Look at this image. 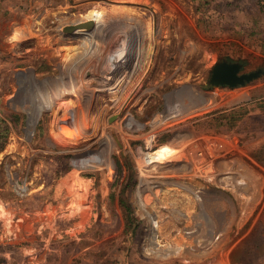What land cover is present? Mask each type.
I'll return each mask as SVG.
<instances>
[{
    "label": "rangeland",
    "instance_id": "rangeland-1",
    "mask_svg": "<svg viewBox=\"0 0 264 264\" xmlns=\"http://www.w3.org/2000/svg\"><path fill=\"white\" fill-rule=\"evenodd\" d=\"M91 10L79 35L63 30ZM96 25L105 51L84 62ZM121 45L125 61L138 45L149 63L134 74L122 65L119 85L133 79L135 90L123 87L115 107L98 91L120 128L107 126L109 147L91 135L92 90L78 79ZM223 60L264 71V0H0V212L11 215L0 217V264H264V72L211 86ZM82 106L89 118L68 130ZM164 148L198 174L172 177L198 201L168 183L146 189L138 160ZM156 172L146 178L163 179Z\"/></svg>",
    "mask_w": 264,
    "mask_h": 264
},
{
    "label": "bare ground",
    "instance_id": "bare-ground-1",
    "mask_svg": "<svg viewBox=\"0 0 264 264\" xmlns=\"http://www.w3.org/2000/svg\"><path fill=\"white\" fill-rule=\"evenodd\" d=\"M93 13H92V10L89 12V13H87V14H85V15H82L81 16V18H79L78 20H77V23L76 24H72V25H74L75 27H74V29H72V31L71 32H69L68 34L70 35V36H72V37H75V36H77V35H79L83 30H84V28L85 27H79V25L78 24H80V23H83V22H86L89 18H90V16L92 15ZM71 21V20H70ZM150 24V23H149ZM68 25H69V23H68ZM100 25V24H99ZM141 26V25H140ZM100 27H101V25H100ZM129 27H131V28H133L132 26H129ZM150 27V26H149ZM135 29H136V27H135ZM150 29V28H149ZM92 31L90 32L89 31V33H87L88 35H89V37H90V40H91V45H90V48H89V50H88V55H87V57L86 58H81V60L83 59L84 60V62H85V60H87V61H90V62H93V60L96 58V57H99V56H101L100 54H102L103 52L102 51H105V50H103L102 48H101V45H100V43H99V37H98V34L97 33H99V30L100 29H98V26L96 25V26H94L92 29H91ZM132 30V29H131ZM61 31V30H60ZM133 31H134V29H133ZM137 32H138V30H136ZM108 32V31H107ZM151 32V31H150ZM149 32V33H150ZM61 33V32H60ZM131 33L132 32H130V30L128 31V34H127V38L128 37H131L130 35H131ZM68 35V36H69ZM107 35V34H106ZM150 35H151V33H150ZM141 36V35H140ZM113 38V37H112ZM112 38H110L109 40H108V42H110L111 43V40H112ZM140 38H142V36L141 37H139V39ZM138 39V40H139ZM124 40V39H123ZM133 40V39H132ZM144 40V39H143ZM122 41V40H121ZM127 41V40H126ZM125 41V42H126ZM131 41V40H130ZM132 42V41H131ZM135 43V42H134ZM123 44V43H122ZM126 44V43H125ZM131 44V43H130ZM139 44V43H138ZM135 46V45H134ZM107 47V46H106ZM109 47V46H108ZM107 47V48H108ZM151 47V46H150ZM149 47V48H150ZM88 48V47H87ZM107 48H105V49H107ZM111 48V47H110ZM134 49V48H133ZM121 50H122V45L121 46H119V47H117V48H111V51H110V59H111V61L110 62H108L109 61V59H107V60H103V66H105V68L102 66V68H103V71H102V68H100V67H98V68H96V69H94V70H92V71H90V73H88L89 75V77L88 76H86V78L84 79V80H79L78 79V81L79 82H81V84H80V86L79 87H84L85 85H86V83H87V85H89L90 87H91V93L90 94H88V95H86L87 97H84L85 98V101H86V104L89 106V107H91V108H93V109H95L96 110V115H97V125H98V129L96 130V131H94L91 135H94V134H96V136H97V132H100V137H98L97 138V140H100V141H102V142H104V143H106L105 144V146H109L110 147V145H113L114 143H113V139L111 138V136H110V134H108L107 132H106V128H107V126H109L110 128H111V130H114V131H116V130H120V128H119V123H118V121H115V122H113L112 124H110V125H108L107 124V119L105 118V116H107L106 114L108 113V111H109V109H110V104H107V103H103V104H101V105H99V106H97V101H96V99H97V97H98V95L99 94H101L102 92H109L110 93V99H109V102H111L112 104H113V106L115 107L116 106V103L118 102V100H120L121 98H120V96L121 95H123V93L125 94L126 93V90H127V87H131V86H129V85H132L133 84V86L135 85V83H133L132 81H133V79L131 80L130 79V81L127 83V84H123L124 86H122V85H119V83H122L121 82V79L124 77L123 76V72H121L122 70H121V68H122V65H124V64H127L128 66H129V71L131 72V74L133 73L134 74V72H137L139 69H142V67L146 64L147 66L146 67H148V63H149V60H147L146 62H145V60H144V62L143 61H140L139 60V46L137 45V47H136V55L134 56V59L133 60H129L128 62L127 61H125L126 59H124V57L126 56L125 55V52H126V45H125V48H124V51L123 52H121ZM148 51V50H147ZM150 51V50H149ZM85 52V51H84ZM134 52V51H133ZM86 53H87V51H86ZM130 54H132V53H130ZM85 56V55H84ZM103 56V55H102ZM101 56V57H102ZM105 57H106V55H104ZM130 56V55H129ZM149 56V55H148ZM81 57H83V56H81ZM127 58V57H126ZM141 58V57H140ZM80 59V58H79ZM129 59V58H128ZM80 60V61H81ZM81 62H83V61H81ZM143 63H144V65H143ZM152 64V63H151ZM102 65V64H101ZM76 66H81L78 62H77V65ZM100 66V65H99ZM76 68V67H75ZM80 68V67H79ZM78 68V69H79ZM100 68V69H99ZM151 68V67H150ZM148 70V69H147ZM121 72V73H120ZM104 73H106V75L107 76H104ZM120 73V74H119ZM127 74V73H126ZM130 74V73H129ZM121 75V77H118V76H120ZM125 77H126V75H125ZM131 77V76H130ZM133 78V77H132ZM123 80V79H122ZM96 82L97 83V85H95V86H93L92 84H93V82ZM86 85V86H87ZM126 85H128L127 87H126V89H123V87H125ZM121 88H120V87ZM89 87V88H90ZM88 88V87H87ZM134 88V87H133ZM132 87H131V90L130 91H134L135 90V88L133 89ZM89 91V90H88ZM101 92V93H99V92ZM86 94V93H85ZM131 95H132V93H130ZM127 98H129V97H127ZM99 99V98H98ZM101 103V102H100ZM89 118V110H88V108L87 107H85V106H82V107H80L71 117H70V119H71V121H70V119L68 120V121H70L69 122V125L67 126V129L68 130H71V131H74V130H76V129H78L79 127H78V123H81L82 121L83 122H85L87 119ZM76 124H78V125H76ZM81 126V125H80ZM115 145V144H114ZM104 146V147H105ZM106 148V147H105ZM107 150V152H108V149H106ZM160 153V152H159ZM110 154V153H109ZM185 160H186V158L185 157H183V155L182 154H179V153H176V152H174V151H170L169 149H167V148H164L163 150H162V155H160V157L158 156V155H155V154H148V155H143V157L142 158H140L139 160H138V162H139V165H141V166H143V167H147V171H143V170H141V181L142 182H144L145 184H146V189L147 188H150V190H151V187H152V185H153V187L155 188V186H157L158 184L159 185H161V184H164V183H168V184H170V187H171V185H172V187L174 186V187H178V188H181V189H183V190H186V191H188V192H191L192 194H193V196H194V199H195V201H198V199H199V197H200V191H198V190H196V188H194V185H192V184H188V183H186V180H185V182L184 181H180L179 180V178H172V177H174V176H176V174H177V176L179 177V172L180 173H184V174H187V175H189L190 174V177H191V179L192 178H194V177H196V178H198V174L192 169V167H190V162H188V163H186L185 162ZM174 162V163H173ZM142 168V167H141ZM151 170H152V173H155V171H157L156 173H160L161 174V177L163 178V179H161V180H149V179H147L146 177L148 176V174L151 172ZM190 172H192V173H190ZM168 178H172L173 180L172 181H168ZM182 178V177H181ZM194 180H192V182H193ZM194 184V183H193ZM151 185V186H150ZM197 186V185H196ZM167 187V186H166ZM165 187V188H166ZM169 187V186H168ZM199 189V188H198ZM148 190V189H147ZM149 190V191H150ZM157 191H158V189H156ZM156 190H155V194L157 195V193H156ZM166 190V189H165ZM168 191H170V190H168ZM173 191V190H172ZM185 191V192H186ZM142 192H144V191H142ZM141 192V193H142ZM138 193V192H137ZM149 193V192H148ZM140 194V193H139ZM142 197H143V195L142 194H140ZM149 195V194H148ZM147 195V196H148ZM155 195V196H156ZM159 195V194H158ZM141 197V198H142ZM145 198H146V200L147 201H149V199L146 197V196H144ZM158 198V197H157ZM152 199V198H151ZM145 201V200H144ZM156 203V202H155ZM146 206V205H145ZM191 207V206H190ZM151 209V208H150ZM180 211V210H179ZM179 213V212H178ZM155 214V213H154ZM181 214H183V213H181ZM184 215V214H183ZM156 216V215H155ZM0 217H2L7 223H9V222H11V215L2 207L1 208V212H0ZM148 219H152V217H154V215H151V214H149L148 216ZM189 220V219H188ZM158 221L157 220H154V222H153V225H152V230H151V232H150V237L152 238L151 239V242L152 243H157L158 244V242L156 241V234H157V231H158V229H159V225H158V223H157ZM188 222V221H187ZM170 224V223H169ZM187 224H189V223H187ZM7 225V224H6ZM9 226H11V224L9 225ZM8 226V227H9ZM8 227H7V230H8ZM161 231V230H160ZM9 232V231H8ZM172 232V231H171ZM186 234H187V232H186ZM181 236V235H180ZM154 239H155V241H154ZM178 242V241H177ZM186 244H184L182 247H189V246H185ZM182 247H180L179 246V248H175V250H179V249H183ZM173 248V249H174ZM174 251V250H173Z\"/></svg>",
    "mask_w": 264,
    "mask_h": 264
},
{
    "label": "water",
    "instance_id": "water-1",
    "mask_svg": "<svg viewBox=\"0 0 264 264\" xmlns=\"http://www.w3.org/2000/svg\"><path fill=\"white\" fill-rule=\"evenodd\" d=\"M91 24V21H86L78 25L79 27L87 28V26L90 27ZM74 27V25H67L63 28V30L69 33L72 29H74ZM240 68L241 63L239 62H228L225 60L216 62L212 66L208 84L211 86L227 85L229 87H235L237 85H242L245 82H250L264 72L261 68H259L255 71L239 74Z\"/></svg>",
    "mask_w": 264,
    "mask_h": 264
},
{
    "label": "trees",
    "instance_id": "trees-1",
    "mask_svg": "<svg viewBox=\"0 0 264 264\" xmlns=\"http://www.w3.org/2000/svg\"><path fill=\"white\" fill-rule=\"evenodd\" d=\"M239 109H241L240 107H234L233 109H231L230 111H229V113L228 114H223V113H225V112H223V113H220L221 115H220V117H223L224 115H230L231 117H233L234 118V115L239 111ZM218 112H220V110H216V111H214V112H211L210 114H216V113H218ZM217 118H219V117H217ZM3 136V139H1V137ZM6 137V131L3 133V135H0V151L2 150V148H3V145H4V138Z\"/></svg>",
    "mask_w": 264,
    "mask_h": 264
},
{
    "label": "flooded vegetation",
    "instance_id": "flooded-vegetation-1",
    "mask_svg": "<svg viewBox=\"0 0 264 264\" xmlns=\"http://www.w3.org/2000/svg\"><path fill=\"white\" fill-rule=\"evenodd\" d=\"M240 74V73H239Z\"/></svg>",
    "mask_w": 264,
    "mask_h": 264
}]
</instances>
